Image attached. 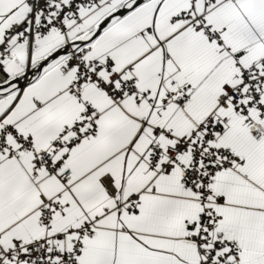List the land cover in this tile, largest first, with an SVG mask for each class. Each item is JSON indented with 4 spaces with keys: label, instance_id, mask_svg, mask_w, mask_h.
Masks as SVG:
<instances>
[{
    "label": "snow or ice",
    "instance_id": "6c2138e0",
    "mask_svg": "<svg viewBox=\"0 0 264 264\" xmlns=\"http://www.w3.org/2000/svg\"><path fill=\"white\" fill-rule=\"evenodd\" d=\"M0 264H264V0H0Z\"/></svg>",
    "mask_w": 264,
    "mask_h": 264
}]
</instances>
